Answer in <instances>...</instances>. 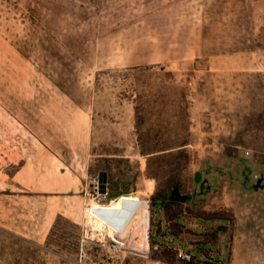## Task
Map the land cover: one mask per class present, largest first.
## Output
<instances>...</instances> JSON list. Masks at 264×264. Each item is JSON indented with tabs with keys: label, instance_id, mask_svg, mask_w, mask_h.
<instances>
[{
	"label": "rangeland",
	"instance_id": "374dc122",
	"mask_svg": "<svg viewBox=\"0 0 264 264\" xmlns=\"http://www.w3.org/2000/svg\"><path fill=\"white\" fill-rule=\"evenodd\" d=\"M125 263L264 264V0H0V264Z\"/></svg>",
	"mask_w": 264,
	"mask_h": 264
},
{
	"label": "crops",
	"instance_id": "0c3cea01",
	"mask_svg": "<svg viewBox=\"0 0 264 264\" xmlns=\"http://www.w3.org/2000/svg\"><path fill=\"white\" fill-rule=\"evenodd\" d=\"M115 199H117V198H115ZM112 201L114 202L115 200H112ZM23 210L24 211L19 214L21 216L20 221H24V219L22 218L23 216H25V221H28L29 218H28L27 209H23ZM163 213H165V211H163L161 207L155 205V207L153 209L154 217H153V222H152V228L155 227L156 221H158L160 223V226L161 225H164V227L168 226L170 221L162 219L163 218ZM179 216H184V212L180 213L178 216H176L173 219L174 223H175L176 218L179 217ZM16 221H18V220L16 219ZM15 224H17V223H15ZM32 224L33 223H23V222H21L18 225H15V229L12 228L11 232L14 233L17 236L25 238V240H27L29 242H32V243L33 242L35 243V241L37 240L36 242L39 244L38 239L35 238V234L31 232L32 231L31 230L32 229L31 228ZM175 224L186 227L185 225L180 224V223H175ZM186 228H188V227H186ZM190 232H191V237H183L184 241H186L188 243V246H192L194 243H197V242L201 241L202 235H199V234L196 235L192 230H190ZM163 234H164V236H162L161 234H157L154 231H152V233H151V235L153 236V240L156 241L157 243H161V244L167 245V246H169L171 248H175V249H181V247L184 248V249H187L186 247L181 246L180 244H173L171 239L166 236V233H163ZM160 236H162L164 238L161 240L159 238ZM141 264H171V263H141ZM241 264H246V263H241ZM250 264H258V263H250Z\"/></svg>",
	"mask_w": 264,
	"mask_h": 264
},
{
	"label": "flooded vegetation",
	"instance_id": "af4514ba",
	"mask_svg": "<svg viewBox=\"0 0 264 264\" xmlns=\"http://www.w3.org/2000/svg\"><path fill=\"white\" fill-rule=\"evenodd\" d=\"M203 179H204V178L202 177V181H203ZM202 181H199V183H200V187H202V190H203V184H201ZM257 181H258V180H257ZM256 183H257V182H256ZM261 186H262V180H261V184L259 185L258 188H260ZM174 188H175V187H173V189H174ZM258 188H257V189H258ZM173 189H172V190H173ZM172 190H171V192H170V195H169L167 198L160 197V198H157V199H156V203H158V200L161 199V205H160V207L162 208L163 211L166 210L167 206H168L169 203L172 202V201H183V202H186L187 200L192 199V197H191L190 194H188V193H182L181 191H180L181 195H185V194H187V195H188V198H187L186 200L176 199L175 197L172 196ZM179 190H180V189H179ZM192 200H193V199H192Z\"/></svg>",
	"mask_w": 264,
	"mask_h": 264
},
{
	"label": "built area",
	"instance_id": "2783aa9c",
	"mask_svg": "<svg viewBox=\"0 0 264 264\" xmlns=\"http://www.w3.org/2000/svg\"><path fill=\"white\" fill-rule=\"evenodd\" d=\"M101 186H102V189H100L99 185H96V189L94 190V192H96L97 195L99 194V195L103 196V198H107V196L109 194V182L104 181ZM118 244H119V241L114 239V241L112 243V247H117ZM182 256H183V258L189 259L191 255L186 253L185 251H183ZM125 264H131V263H125Z\"/></svg>",
	"mask_w": 264,
	"mask_h": 264
},
{
	"label": "water",
	"instance_id": "95a60500",
	"mask_svg": "<svg viewBox=\"0 0 264 264\" xmlns=\"http://www.w3.org/2000/svg\"><path fill=\"white\" fill-rule=\"evenodd\" d=\"M201 180V173L197 172L195 175V181H200ZM261 184V179H258L257 183L254 185V188L257 189L259 185ZM172 196L175 197L176 199H182L186 200L188 198V195H181L179 188L175 187L172 190Z\"/></svg>",
	"mask_w": 264,
	"mask_h": 264
},
{
	"label": "trees",
	"instance_id": "16d2710c",
	"mask_svg": "<svg viewBox=\"0 0 264 264\" xmlns=\"http://www.w3.org/2000/svg\"><path fill=\"white\" fill-rule=\"evenodd\" d=\"M48 36H49V38H50V40H52V42H53V40L56 42L57 40L54 38V36H52V35H50V34H48ZM49 40V39H48ZM42 48H43V50L47 53V54H49V57H51V58H54L55 60H60L61 59V57H60V55H59V51H56V50H54V49H48V48H46L43 44H42ZM55 83L60 87V88H62V84L60 83V82H56L55 81Z\"/></svg>",
	"mask_w": 264,
	"mask_h": 264
}]
</instances>
